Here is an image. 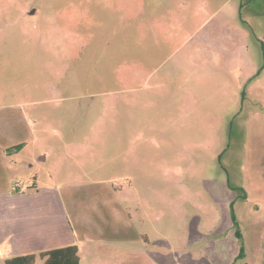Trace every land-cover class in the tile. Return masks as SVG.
<instances>
[{
	"label": "rangeland",
	"instance_id": "1",
	"mask_svg": "<svg viewBox=\"0 0 264 264\" xmlns=\"http://www.w3.org/2000/svg\"><path fill=\"white\" fill-rule=\"evenodd\" d=\"M11 127L22 186L129 201L101 264H264V0H0Z\"/></svg>",
	"mask_w": 264,
	"mask_h": 264
},
{
	"label": "crops",
	"instance_id": "2",
	"mask_svg": "<svg viewBox=\"0 0 264 264\" xmlns=\"http://www.w3.org/2000/svg\"><path fill=\"white\" fill-rule=\"evenodd\" d=\"M4 120L8 124L6 117ZM15 130L11 127L9 133L0 135V256L4 264L17 257H22L25 264L35 263L36 258L44 264L41 254L69 246L78 247L80 264H101L110 260L99 252L104 243L142 242L132 217L123 207L129 203L126 198H115L110 206L99 205L92 211L90 205H85L90 202V192L78 206L74 195L64 201L61 188L53 185L35 180L22 186L19 181L28 176L16 160L15 154H19L23 144L16 143L13 132L17 136L21 133ZM255 191L264 202V186Z\"/></svg>",
	"mask_w": 264,
	"mask_h": 264
},
{
	"label": "trees",
	"instance_id": "3",
	"mask_svg": "<svg viewBox=\"0 0 264 264\" xmlns=\"http://www.w3.org/2000/svg\"><path fill=\"white\" fill-rule=\"evenodd\" d=\"M44 264H80L78 247L69 246L41 254ZM5 264H25L22 257L6 260Z\"/></svg>",
	"mask_w": 264,
	"mask_h": 264
},
{
	"label": "water",
	"instance_id": "4",
	"mask_svg": "<svg viewBox=\"0 0 264 264\" xmlns=\"http://www.w3.org/2000/svg\"><path fill=\"white\" fill-rule=\"evenodd\" d=\"M33 13H34V11H31V12H30V14H33Z\"/></svg>",
	"mask_w": 264,
	"mask_h": 264
}]
</instances>
